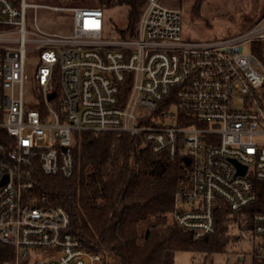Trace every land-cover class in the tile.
<instances>
[{
    "label": "built area",
    "instance_id": "built-area-1",
    "mask_svg": "<svg viewBox=\"0 0 264 264\" xmlns=\"http://www.w3.org/2000/svg\"><path fill=\"white\" fill-rule=\"evenodd\" d=\"M38 6L0 0V244L14 250L5 264H104L69 230L70 213L36 191L38 172L74 173L80 131L130 133L188 161L172 220L200 238L223 200L264 262V212L245 210L264 180V61L254 52L264 16L191 38L181 8L148 0L123 37L106 34L102 6L79 5L62 8L74 18L66 35L27 27Z\"/></svg>",
    "mask_w": 264,
    "mask_h": 264
},
{
    "label": "trees",
    "instance_id": "trees-1",
    "mask_svg": "<svg viewBox=\"0 0 264 264\" xmlns=\"http://www.w3.org/2000/svg\"><path fill=\"white\" fill-rule=\"evenodd\" d=\"M147 1L100 0L99 6L128 5L126 26H115L118 35L128 37ZM202 2L196 0V10ZM254 52L264 61V41L254 43ZM74 150V173L64 177L38 172L36 191L70 213L69 230L85 246L102 252L104 264H175L181 250L199 252L200 264H214L213 254L240 238L235 213L223 200L215 230L200 238L172 220L174 196L188 166L182 157L155 153L141 137L114 131L77 132ZM254 190L257 199L245 210L264 212V180L254 179ZM13 256L11 246L0 244V264Z\"/></svg>",
    "mask_w": 264,
    "mask_h": 264
},
{
    "label": "rangeland",
    "instance_id": "rangeland-1",
    "mask_svg": "<svg viewBox=\"0 0 264 264\" xmlns=\"http://www.w3.org/2000/svg\"><path fill=\"white\" fill-rule=\"evenodd\" d=\"M29 3H38L36 9L28 8L27 27L36 28V24L43 30L60 34H71L74 28L72 13L63 7L73 6H99L100 0H26ZM20 2V0L18 1ZM168 6L179 4V0L162 1ZM196 0H183L184 19L189 21L188 26L198 31L207 38L210 36H229L238 31H243L252 26L264 16V0H203L194 20L190 23L193 5ZM147 4V3H146ZM145 4V6H146ZM58 6L60 8H51ZM179 5V6H181ZM144 6V8H145ZM143 8V9H144ZM107 20L106 34L118 36L116 25L126 26L128 22V5L116 2L112 6H104ZM196 10V8H195ZM36 16V23L34 17ZM251 49L250 43L244 44V50ZM113 261V257L108 258ZM202 255L197 251L181 250L176 253L175 264H200ZM214 264H254L253 242L245 237H240L228 244L226 251L213 254Z\"/></svg>",
    "mask_w": 264,
    "mask_h": 264
},
{
    "label": "crops",
    "instance_id": "crops-1",
    "mask_svg": "<svg viewBox=\"0 0 264 264\" xmlns=\"http://www.w3.org/2000/svg\"><path fill=\"white\" fill-rule=\"evenodd\" d=\"M162 1H166V0H162ZM182 2H183V0H179V4H178V6H176L177 4H174L175 6H172V7H178V8H181L182 9V11L184 12V8L182 7ZM164 3V2H163ZM179 5H181V6H179ZM199 10H195V3H194V5H193V10H192V14L190 15V18H191V21H190V23L194 20V18H192L193 17V15H195V14H197V12H198ZM195 13V14H194ZM196 16V15H195ZM197 17V16H196ZM188 23H189V21L187 20V19H184V34H185V36H187V37H204V38H207V37H205L204 35H201L198 31H196V30H194L193 28H190L189 26H188ZM216 36V35H215ZM215 36H210V37H215Z\"/></svg>",
    "mask_w": 264,
    "mask_h": 264
},
{
    "label": "water",
    "instance_id": "water-1",
    "mask_svg": "<svg viewBox=\"0 0 264 264\" xmlns=\"http://www.w3.org/2000/svg\"><path fill=\"white\" fill-rule=\"evenodd\" d=\"M54 95V92L50 95V97H52Z\"/></svg>",
    "mask_w": 264,
    "mask_h": 264
}]
</instances>
